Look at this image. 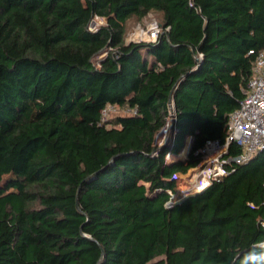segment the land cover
<instances>
[{
    "label": "trees",
    "instance_id": "trees-1",
    "mask_svg": "<svg viewBox=\"0 0 264 264\" xmlns=\"http://www.w3.org/2000/svg\"><path fill=\"white\" fill-rule=\"evenodd\" d=\"M151 12L157 38L125 43ZM261 49L264 0H0V264H232L264 239V149L167 192L225 140Z\"/></svg>",
    "mask_w": 264,
    "mask_h": 264
},
{
    "label": "built area",
    "instance_id": "built-area-1",
    "mask_svg": "<svg viewBox=\"0 0 264 264\" xmlns=\"http://www.w3.org/2000/svg\"><path fill=\"white\" fill-rule=\"evenodd\" d=\"M100 16H95L89 23V29H96V24ZM139 29V27H137ZM162 26L152 19L145 30V41H154L161 32ZM140 39L124 40L139 41ZM252 52V50H251ZM115 107L107 104L102 110V119L106 120L104 114L108 108ZM135 112V110H129ZM173 126L172 104L167 122L163 131L162 138L157 141L160 145L166 144L170 137L175 133L171 129ZM172 130V131H171ZM157 139V138H156ZM166 141V142H165ZM239 148V152H230V146ZM262 148H264V49L259 50L255 56L252 76L247 83L244 98L239 106L232 111L227 120V136L224 141L219 139L207 140L204 146L199 150L200 161L190 168L186 173L176 172L172 179L177 183L178 193L167 189L170 195L169 203H173L187 195L203 191L214 181H218L223 176L231 173L234 167L245 164ZM170 156V151L166 154ZM183 182V188L178 189L180 182ZM264 225V220H262Z\"/></svg>",
    "mask_w": 264,
    "mask_h": 264
},
{
    "label": "rangeland",
    "instance_id": "rangeland-1",
    "mask_svg": "<svg viewBox=\"0 0 264 264\" xmlns=\"http://www.w3.org/2000/svg\"><path fill=\"white\" fill-rule=\"evenodd\" d=\"M154 19L156 22L159 23L158 19H159V16L158 14H155V13H149L146 17L142 18L141 20H136L134 18H129L126 23H125V32H124V40H130V39H140V40H144L145 41V33H143L142 31L140 30H145L150 21ZM106 23V19L105 18H101V19H97L96 20V24H98L99 26L100 25H103ZM139 27V29L137 28ZM129 110L123 108V107H118V106H115V107H112V108H108L107 109V112L104 114V117L105 119H111L113 120L115 118V116L119 113H127ZM162 134H163V131L161 130L156 138H157V141H160L161 138H162ZM188 142V140H187ZM181 184H179V187L178 189L181 190L183 188V185H182V181L180 182ZM178 193V191H177Z\"/></svg>",
    "mask_w": 264,
    "mask_h": 264
},
{
    "label": "clouds",
    "instance_id": "clouds-1",
    "mask_svg": "<svg viewBox=\"0 0 264 264\" xmlns=\"http://www.w3.org/2000/svg\"><path fill=\"white\" fill-rule=\"evenodd\" d=\"M232 264H264V239L252 241L246 250L233 257Z\"/></svg>",
    "mask_w": 264,
    "mask_h": 264
},
{
    "label": "crops",
    "instance_id": "crops-1",
    "mask_svg": "<svg viewBox=\"0 0 264 264\" xmlns=\"http://www.w3.org/2000/svg\"><path fill=\"white\" fill-rule=\"evenodd\" d=\"M187 140L189 141V142H188V148H187V151H188V149H189V145H190V141H191V137H187V138H186V140H185V145L187 144ZM185 145H184V146H185ZM183 148H184V147H183ZM182 150H183V149H182ZM182 150H181V152H182ZM181 152H180L178 155H175L174 157H176V158H177V157H179V158H183V157L186 155V153H187V152H186L185 155L182 156V155H181Z\"/></svg>",
    "mask_w": 264,
    "mask_h": 264
},
{
    "label": "water",
    "instance_id": "water-1",
    "mask_svg": "<svg viewBox=\"0 0 264 264\" xmlns=\"http://www.w3.org/2000/svg\"><path fill=\"white\" fill-rule=\"evenodd\" d=\"M171 129L173 130V126H172V128H171ZM172 130H171V131H172ZM165 142H166V141H165ZM262 149H264V148H262ZM262 149H261V150H262ZM261 150H260V151H261ZM182 199H183V198H181V199H179V200H182ZM179 200H177V201H179Z\"/></svg>",
    "mask_w": 264,
    "mask_h": 264
}]
</instances>
